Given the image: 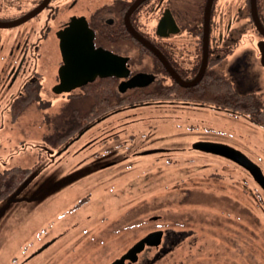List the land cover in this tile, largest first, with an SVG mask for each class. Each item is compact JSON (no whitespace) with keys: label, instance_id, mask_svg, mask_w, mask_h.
<instances>
[{"label":"rangeland","instance_id":"374dc122","mask_svg":"<svg viewBox=\"0 0 264 264\" xmlns=\"http://www.w3.org/2000/svg\"><path fill=\"white\" fill-rule=\"evenodd\" d=\"M18 29L0 31L9 38ZM54 45L53 40L44 45L43 64L49 52L59 58ZM9 46L0 45L1 59ZM45 93L50 95L48 87ZM57 96L52 105H26L15 123L0 131L2 144L40 138L49 132L44 122L49 113L61 128L60 112L69 113L63 111L69 105ZM84 104L86 109L90 102ZM129 107L61 150L48 178L34 187V199L17 202L20 207L11 203L13 210L0 219V264H108L160 229L166 234L159 245H146L132 264H264V208L253 189L258 184L239 164L191 147L199 139L229 144L264 173V126L175 104ZM107 127L121 132L106 143L120 149L116 165L106 164L116 154L94 158ZM129 134L134 142L123 141ZM122 141L132 145L128 152ZM28 151L23 162L33 158ZM255 190L264 198L263 189ZM4 205L0 200V208Z\"/></svg>","mask_w":264,"mask_h":264},{"label":"flooded vegetation","instance_id":"af4514ba","mask_svg":"<svg viewBox=\"0 0 264 264\" xmlns=\"http://www.w3.org/2000/svg\"><path fill=\"white\" fill-rule=\"evenodd\" d=\"M31 20L33 22L29 23ZM75 21L86 22L93 32L95 47L125 57L126 76L96 75L92 81L71 91L54 90L59 82L58 69L62 64L57 32ZM13 22L18 23L0 26L4 31L22 27L9 38H3L0 31V45H10L2 49L0 58L1 132L23 114L25 105H52L58 94L61 96L59 99L66 102L65 105L99 101L98 92L90 91L95 87L113 88L103 97L112 104L129 102L131 95L143 92L148 93L145 99H150L144 100L143 106L175 104L197 110L210 109L215 115L237 117L251 122L253 126L263 127L250 117H261L264 109V0H0V23ZM78 28L76 26L74 30ZM136 35L145 39L150 46L144 45ZM52 40L59 58L54 60V55L49 52V60L43 64L42 58L46 56L43 47ZM133 76H137L136 79L144 77V82L149 81L120 91V83ZM195 79L197 81L193 85H185ZM90 83L95 85L89 87ZM218 83L227 90L218 97L205 89L201 90ZM46 87L50 95L45 93ZM127 90L134 91L121 97L120 94ZM235 94L237 96L234 97ZM249 95L255 98L260 112L233 108L234 99L237 104L247 106L248 100L244 97ZM135 105L132 102L129 108H136ZM120 111L115 108L104 112L95 122L85 124L71 134H68L72 131L69 126L75 127L73 116L61 112V128L57 127L56 115L49 113L44 119L49 132L40 135V138L18 141L16 137L2 144L3 133L0 132V186L8 185L0 188V200L6 202L14 196L11 203L15 201L19 206L17 202L34 199V187L48 178L51 168L59 160L58 154L67 151L68 144L77 141L96 124L114 117ZM113 129L107 127V131H103L108 133L100 136L101 147L95 152L96 157L93 156L105 159L116 154L106 163L116 165L120 163L117 159L120 149L106 145L112 134L121 137L120 128L116 131ZM59 135L64 137L58 138ZM92 139L87 140L88 143L82 148L90 146ZM122 139L130 143L134 136L129 134ZM123 141L121 145H125ZM125 147L124 152H128L132 145ZM28 149L32 150L33 158L23 162ZM47 167V172H42ZM13 169L18 175L10 177ZM9 209L8 206L6 215L13 210ZM39 232H43V229ZM165 234L166 231L162 232L161 240Z\"/></svg>","mask_w":264,"mask_h":264},{"label":"water","instance_id":"95a60500","mask_svg":"<svg viewBox=\"0 0 264 264\" xmlns=\"http://www.w3.org/2000/svg\"><path fill=\"white\" fill-rule=\"evenodd\" d=\"M16 23L18 22L7 24L0 23V26H10ZM76 26L80 28H78L77 31L74 30ZM92 34V30L87 26L85 21H75L70 26L58 30L57 35L59 37L62 64L58 69L59 82L54 86L55 91H71L88 81H92L96 75L126 76L128 69L125 66V57L111 54L101 47H95L92 41ZM136 37L144 45L150 46L141 36L136 35ZM136 77L137 76H133L126 82L122 81L119 85L120 91H124L126 88H131L136 85H144L149 81V79H147V81L144 82V77L137 79ZM196 81L197 79L190 83H185V85H193ZM191 146L194 149L216 154L239 164L250 173L254 181L264 190V173L262 169L240 149L223 142L206 140H196ZM156 150L157 149H148L144 150L142 153H150ZM13 198L14 196H11L7 199L5 205L0 208V218ZM161 237V229L148 232L133 243L124 253L114 258L108 264H125L126 260L135 262L138 253L142 251L146 245L157 246L161 241ZM47 245L48 243L44 244L37 251H40V249Z\"/></svg>","mask_w":264,"mask_h":264},{"label":"trees","instance_id":"16d2710c","mask_svg":"<svg viewBox=\"0 0 264 264\" xmlns=\"http://www.w3.org/2000/svg\"><path fill=\"white\" fill-rule=\"evenodd\" d=\"M95 84L93 83H90L88 86H93ZM111 89L113 90V88H109V87H104L103 89H99L97 87L95 88H90V91L96 93L98 92V100L99 101H94V103H90L89 106H86L87 108L84 109L82 106L83 105H86L84 103H73V104H70L69 106H65L63 107V111L66 112H69L70 113V116L72 115L73 116V121H74V126H69V130L71 129L72 131L71 132H68V134L70 133H74L76 130H78L79 128H82L85 124H89L90 122H95V119L99 116H101L104 112H107V111H111L112 109H125L127 108L129 105H131L132 102H134L137 106H143L144 104L142 103L144 100H150V99H145V97L147 96L148 93H143V92H140V93H135L134 95H131L128 99L129 102H121V103H116V104H112V103H108L106 102V100H104V96L107 95V92L108 90ZM206 90L207 92H211L213 94H216L217 97L220 95V94H224L225 92H227V90L225 89V87H223L221 85V83H218V84H215V85H211V86H207L206 88H201V90ZM101 90V92H100ZM132 91L134 90H127V92L125 93H121L120 96L121 97H126L129 95V93H131ZM143 91H145V89H143ZM157 96V95H155ZM234 97L237 96L236 94L233 95ZM244 98H246L248 100V105L247 106H242L240 104H237V102H235L236 100L234 99V103H233V108H236L238 107V109L240 110H244L245 108H248V111L249 112H253L256 110H258V112H260V107H258V105L256 104V101H255V98L252 96V95H249V96H245ZM243 99V98H241ZM153 101V100H151ZM150 104H152V102H150ZM88 105V104H87ZM26 107V105L24 106V108ZM242 108V109H241ZM257 112V113H258ZM261 117H256V118H251V120H255L256 123H260V124H263L264 126V109H262V112H261ZM78 116V118H76V116ZM60 137H64V136H58V138ZM14 170V173L11 174L10 177H14L16 175H18V173L16 172L15 169ZM249 177L251 178V175L249 174ZM252 179V178H251ZM252 181H254L252 179ZM255 183V182H254ZM256 184V183H255ZM257 185V184H256ZM8 185H1L0 188H3V187H7ZM260 189L261 191L262 188L257 185L254 189L255 191V194L256 196L259 198V200L257 201V203L259 205H262V207L264 208V198L261 197L260 195V192H256L255 189ZM264 192V191H263ZM5 201H2V203H4ZM251 210V208L249 209ZM147 247H151V246H147ZM127 264H132L131 261H128Z\"/></svg>","mask_w":264,"mask_h":264},{"label":"bare ground","instance_id":"6f19581e","mask_svg":"<svg viewBox=\"0 0 264 264\" xmlns=\"http://www.w3.org/2000/svg\"><path fill=\"white\" fill-rule=\"evenodd\" d=\"M34 247V246H33ZM29 249H31V248H29ZM29 251V250H28Z\"/></svg>","mask_w":264,"mask_h":264}]
</instances>
